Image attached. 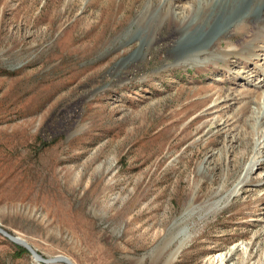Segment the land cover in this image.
<instances>
[{
	"label": "rangeland",
	"instance_id": "374dc122",
	"mask_svg": "<svg viewBox=\"0 0 264 264\" xmlns=\"http://www.w3.org/2000/svg\"><path fill=\"white\" fill-rule=\"evenodd\" d=\"M237 4L0 0V226L75 264H264V24L186 52ZM24 248L0 264H48Z\"/></svg>",
	"mask_w": 264,
	"mask_h": 264
},
{
	"label": "bare ground",
	"instance_id": "6f19581e",
	"mask_svg": "<svg viewBox=\"0 0 264 264\" xmlns=\"http://www.w3.org/2000/svg\"><path fill=\"white\" fill-rule=\"evenodd\" d=\"M237 1H238L237 4L238 7L234 11V13L231 16H229L227 21L225 23H219V25L215 28L214 31H211L205 35L203 34V36H201L203 40L200 46H196L194 49L191 50V52L189 50L186 51L188 54H194L195 52L196 54L197 53L199 54L208 51V47L212 43H214V41H216L220 36L228 32V30H230L231 28H235L236 26H238V23H240V21H242L245 18H250L251 25L253 23V24H257V26L260 27V25L264 24V1L260 3L257 2L254 9H252V7L255 4L256 0H237ZM261 37H264V34L261 32L257 33V35H254L253 40L249 44H246L245 49L250 50L254 48L255 42ZM185 245H187L186 242L181 241L180 245L173 252L171 261H174L176 259L178 254L185 247ZM54 264H60V263H54ZM209 264H214V263L210 262Z\"/></svg>",
	"mask_w": 264,
	"mask_h": 264
},
{
	"label": "water",
	"instance_id": "95a60500",
	"mask_svg": "<svg viewBox=\"0 0 264 264\" xmlns=\"http://www.w3.org/2000/svg\"><path fill=\"white\" fill-rule=\"evenodd\" d=\"M0 234H2L3 236L8 238L15 244L25 247L39 262L48 263V264H54V263L75 264L70 257L63 254H58L52 257H44L43 255L38 253V251L25 238L13 234L1 226H0Z\"/></svg>",
	"mask_w": 264,
	"mask_h": 264
},
{
	"label": "trees",
	"instance_id": "16d2710c",
	"mask_svg": "<svg viewBox=\"0 0 264 264\" xmlns=\"http://www.w3.org/2000/svg\"><path fill=\"white\" fill-rule=\"evenodd\" d=\"M24 249H26V248H24ZM27 250V249H26ZM28 251V250H27Z\"/></svg>",
	"mask_w": 264,
	"mask_h": 264
}]
</instances>
